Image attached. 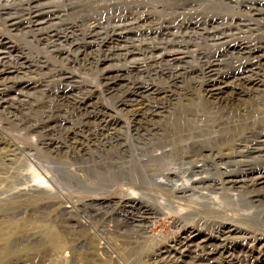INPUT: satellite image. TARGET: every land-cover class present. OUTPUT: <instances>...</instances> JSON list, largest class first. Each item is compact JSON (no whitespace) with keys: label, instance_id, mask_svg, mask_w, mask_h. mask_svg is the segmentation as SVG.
<instances>
[{"label":"rangeland","instance_id":"374dc122","mask_svg":"<svg viewBox=\"0 0 264 264\" xmlns=\"http://www.w3.org/2000/svg\"><path fill=\"white\" fill-rule=\"evenodd\" d=\"M64 6L71 9H55L58 18L42 31L21 13H0V58L13 63L25 57L31 63L19 61L33 65L19 75L32 78L33 88L5 91L8 100L0 105V264H183L174 249L193 228L197 241L212 246V264H227L218 250L229 264H264V185L246 196L231 192L237 204L223 193L205 212L192 204L180 212L158 207L145 231L132 222L139 210L131 201L150 188L127 186L133 170L127 160L158 156L162 144L179 141L177 101L202 96L210 75L221 87L249 69L264 80V0H82ZM14 21L18 30L11 28ZM161 45H170L165 52L171 54L156 59ZM237 104L215 129H245L231 126L242 125L246 114L264 117V91ZM204 124L206 139H213L212 124ZM260 128L257 121L246 138ZM246 160L247 172L259 169L257 161ZM153 182L164 186L159 196L170 198L165 182ZM198 220L205 232L219 223L249 231L208 238ZM181 223L193 225L180 231Z\"/></svg>","mask_w":264,"mask_h":264},{"label":"bare ground","instance_id":"6f19581e","mask_svg":"<svg viewBox=\"0 0 264 264\" xmlns=\"http://www.w3.org/2000/svg\"><path fill=\"white\" fill-rule=\"evenodd\" d=\"M69 1L78 3L82 0H48L46 3H44V0H0V13H17L19 15L21 13V15L27 16L23 21L35 28L46 25L47 21L57 19L58 17H54L55 9H63L65 12L70 10V6H64ZM17 2L19 3L18 6ZM94 3H98V0H94ZM84 6L92 9L90 4H84ZM44 9H48L49 11H44ZM260 14L264 15V13ZM44 18H47V20L41 21ZM19 23V21L11 22V28L18 30L20 26L17 27V24ZM190 25L199 26L200 23L196 22ZM39 29L42 31L46 27H40ZM1 45H5L2 38H0ZM168 47L170 45L156 46L157 50L161 52V54L156 56V59H163L166 55H170L171 52H165ZM233 47L231 48L235 50L236 48ZM260 51L261 49H257L254 52ZM10 58L12 59V57ZM10 58L5 57L4 61L0 58V80H2L0 82V105L5 104L8 100L4 99L5 91L19 94V92L33 88L32 78L28 80L22 78L25 76H19L25 72V69L33 65L25 66L24 63L19 61L25 57L16 58L13 63L10 61ZM179 58L178 55L171 59ZM25 59L31 63L29 58ZM38 63L33 64L39 67ZM252 71V69L247 70L244 72V75L235 78L222 87V82L219 83V79L215 78L214 75H210L209 77L214 79L208 81L202 96L196 99L183 96L182 99L177 101L180 104L181 111L179 118L175 120L174 124L178 129L179 141L165 146L162 144V149L158 156L152 152L150 156H140L127 160L128 167L133 168L131 171L132 178L129 180L127 186H133L140 182L150 188V193L145 192L140 195L139 199L133 198L134 200L131 201L133 204L132 208L136 207L139 210V216H134L133 219L135 220H132V222L137 225H144L142 226V231L148 229V216L154 215L153 212L158 207H162L166 211L180 212L186 205L192 204L199 209L201 207L200 212H205L209 209L210 205L215 206L217 204L216 200L223 193L227 195L232 204H237L236 196L231 192L239 196H246V193L252 188L264 185V165H262L264 164V117L246 114V119L242 125L231 126L243 127L245 129L233 128L235 131H231L230 129L219 130L214 128L215 124L223 120L224 117L228 118L235 114L236 109L241 107L237 103L242 98L246 96L249 98L252 94H259L264 91V80L253 76ZM14 74L15 76L12 77ZM8 88L9 90H7ZM225 90L229 92H225ZM141 97L144 98L142 95ZM194 100L197 102L195 107L190 108L186 106L188 105L187 103H191ZM136 101H132V104ZM235 105L236 107H233ZM231 107L234 108V111L229 110L226 112V109ZM162 115L163 111H161L160 117ZM257 121L261 123L260 132L251 131L249 138H246L248 128L255 127ZM200 122H202L203 126H197V123ZM206 122L212 124L210 128L213 139H206L208 132H203V128L205 129L204 123ZM130 149L131 152H134L132 148ZM138 152L142 155L147 153L145 148L139 149ZM250 157L254 161H257L260 166L258 170L247 172L244 168L248 163L246 159ZM110 160L109 165H112V158ZM119 164L121 167L122 163L120 162ZM190 172H193L191 177L185 180L183 186H180L178 182L182 179V176ZM117 173L122 174V169L119 168V165L117 166ZM153 178H158L160 181L165 182V186L167 187L166 193L170 195V198L159 196V190L163 189L164 186L154 183ZM204 207H206V210H203ZM183 217V215H179V218ZM198 221V226L201 227L204 236L208 238L213 233L225 237L231 234L232 230L249 231L237 225L225 226L226 228H223L224 226L219 223L209 228L208 232H205L202 228L205 223L202 220ZM125 223L128 222L125 221ZM181 224L180 231L184 227L193 225V223ZM186 230L185 228L183 231ZM181 233L178 234L177 238L182 239ZM183 234H187L186 238H183L182 242L177 244L179 249H174L179 255L178 258L181 263L212 264V257L214 255L211 251L212 246L203 241H197L194 228L192 232ZM192 234H195V236L193 237ZM187 240L188 242L186 243ZM214 247L219 248L218 245ZM167 248L170 247L166 245L159 250ZM187 252L189 262L183 261ZM215 254L224 257L227 264L231 262L230 257L225 256L222 250L216 251ZM235 259L239 258L235 257Z\"/></svg>","mask_w":264,"mask_h":264}]
</instances>
